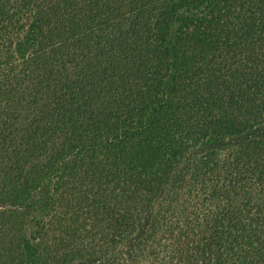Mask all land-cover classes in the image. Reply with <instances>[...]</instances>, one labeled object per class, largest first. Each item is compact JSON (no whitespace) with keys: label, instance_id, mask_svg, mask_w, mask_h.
Wrapping results in <instances>:
<instances>
[{"label":"trees","instance_id":"16d2710c","mask_svg":"<svg viewBox=\"0 0 264 264\" xmlns=\"http://www.w3.org/2000/svg\"><path fill=\"white\" fill-rule=\"evenodd\" d=\"M0 264H264V0H0Z\"/></svg>","mask_w":264,"mask_h":264},{"label":"rangeland","instance_id":"374dc122","mask_svg":"<svg viewBox=\"0 0 264 264\" xmlns=\"http://www.w3.org/2000/svg\"><path fill=\"white\" fill-rule=\"evenodd\" d=\"M262 132H261V129L259 128H255L252 130V132L250 133H247L244 135V138L245 137H257V136H261ZM219 143H211V144H208L206 146V149H212V148H215Z\"/></svg>","mask_w":264,"mask_h":264}]
</instances>
